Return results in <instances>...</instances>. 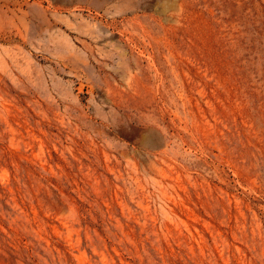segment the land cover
<instances>
[{
  "label": "rangeland",
  "instance_id": "1",
  "mask_svg": "<svg viewBox=\"0 0 264 264\" xmlns=\"http://www.w3.org/2000/svg\"><path fill=\"white\" fill-rule=\"evenodd\" d=\"M0 264H264V0H0Z\"/></svg>",
  "mask_w": 264,
  "mask_h": 264
},
{
  "label": "bare ground",
  "instance_id": "2",
  "mask_svg": "<svg viewBox=\"0 0 264 264\" xmlns=\"http://www.w3.org/2000/svg\"><path fill=\"white\" fill-rule=\"evenodd\" d=\"M173 21V20H172ZM139 48V47H138Z\"/></svg>",
  "mask_w": 264,
  "mask_h": 264
}]
</instances>
